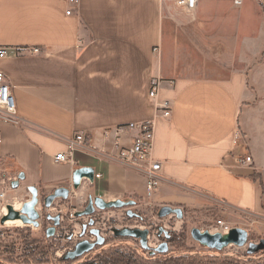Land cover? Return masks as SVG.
Wrapping results in <instances>:
<instances>
[{"label":"crops","instance_id":"obj_1","mask_svg":"<svg viewBox=\"0 0 264 264\" xmlns=\"http://www.w3.org/2000/svg\"><path fill=\"white\" fill-rule=\"evenodd\" d=\"M235 1L196 0L187 13L175 0H0V72L20 120H0V165L16 179L24 175L20 190L48 193L70 188L75 170L91 168L100 177L76 192L144 202L151 193L134 169L84 149L71 163L53 158L77 133H92L94 146L110 151L102 130L152 121V157L161 165L155 192L184 196L163 206L209 203L223 216L263 215L264 124L246 103L237 52L264 0ZM162 101L170 103L167 119L157 117ZM246 157L251 163L241 165Z\"/></svg>","mask_w":264,"mask_h":264},{"label":"rangeland","instance_id":"obj_2","mask_svg":"<svg viewBox=\"0 0 264 264\" xmlns=\"http://www.w3.org/2000/svg\"><path fill=\"white\" fill-rule=\"evenodd\" d=\"M255 10L258 12H253L251 18L250 40L237 52V56L242 58L244 63L237 67L247 73L249 97L246 103L255 107L252 109V116L264 124V1H258ZM3 176L7 178L13 175L9 173L7 168L0 165V182ZM41 193H44L45 196L50 194L40 189L39 194ZM12 195L14 202H16L15 205H21L29 197L25 189L14 191ZM90 196L89 189L85 187V189L77 192L76 198L70 204L67 203L68 201L56 200L51 208L46 210L43 203L40 202L37 206V213L40 218L38 228L23 225L5 230L4 238L0 239V264H101L96 256L104 251H118L130 256L138 254L148 257L150 251L164 241L168 243L169 250L167 253L171 256L182 254L199 255L200 257L217 256L223 264H231L230 260L248 262L257 259L256 255L259 253L247 255V246L243 248L228 246L217 252L208 250L192 240L191 229L196 228L213 234L216 233L214 223L218 220L224 221L231 228L245 230L248 234L247 243H258L264 239V214L258 216L230 213L228 216H223L216 208L217 206L209 203L198 208L172 205L169 207H179L182 210L183 218L181 220L177 219L175 215L158 218L157 213L160 208L164 207L163 202L173 204L184 199V196L180 194L165 190L157 193L154 191L150 195L145 193L144 197L148 200L136 202L134 207L129 208L136 215L132 219L126 216L124 209H112L96 211L90 217H75L70 220L69 213L83 211ZM59 212L63 216V221L61 220L55 237L43 244L39 249L41 253H39L32 247V244L38 241L41 236L45 237V228L52 225L46 220V216L48 214L55 216ZM91 220L94 222L92 228L100 232L105 240L104 244L74 261L63 260V256L72 250L77 242L82 240L95 241V238L89 233L91 228L88 224ZM83 225H86L87 229L86 234L81 237ZM123 228L148 230V250L141 249L137 240L115 237L113 232ZM159 228H163L170 234L169 240L166 241L163 236L158 235ZM46 248L49 250L47 251Z\"/></svg>","mask_w":264,"mask_h":264},{"label":"built area","instance_id":"obj_3","mask_svg":"<svg viewBox=\"0 0 264 264\" xmlns=\"http://www.w3.org/2000/svg\"><path fill=\"white\" fill-rule=\"evenodd\" d=\"M70 4L77 5L78 0H69ZM240 4V0L235 1ZM176 6L184 12H192L196 6V0H175ZM70 14V11H67ZM33 54H38L37 49L32 50ZM6 57V50L0 48V59ZM156 96V83L149 93L151 99ZM157 117L169 118L171 115V107L168 101H162L156 104ZM0 120L10 122L13 125H19L20 120L15 112L14 99L11 93V86L5 74L0 72ZM134 134L130 138L128 147H121V140L125 137L126 133ZM99 138L102 145L110 144L112 149L110 151L104 148H97L93 144L92 133H77L70 140L67 141L66 149L54 156V162L58 164H66L73 162V153L79 149H84L87 152L96 153L105 156L114 162L120 164L125 168L134 169L140 172L144 178V187L148 193L156 191L161 183L160 170L161 165L153 159L152 150L154 146V123L152 121L141 122L136 124H129L127 127H116L111 129L102 130L99 133ZM102 146V147H103ZM241 165L250 164L251 158L246 157L239 162ZM98 174L94 175V179L99 178ZM16 177H4L0 182V239L5 236V230L14 226H8L6 222L1 223V219L7 215V206L11 205L14 208V203L9 200V193L13 191L11 182L15 181ZM88 184L87 179H83L81 187ZM3 185V186H2ZM77 196L76 190L69 188V198L67 203H71ZM86 205V203H85ZM75 211L69 213L70 220L75 218ZM61 220L63 216L61 212ZM216 233L227 234L232 228L222 220L214 223Z\"/></svg>","mask_w":264,"mask_h":264},{"label":"water","instance_id":"obj_4","mask_svg":"<svg viewBox=\"0 0 264 264\" xmlns=\"http://www.w3.org/2000/svg\"><path fill=\"white\" fill-rule=\"evenodd\" d=\"M83 179H87L89 183H93L94 171L91 168H79L74 171L71 180V186L74 190H78L81 186ZM24 181V175L22 173L18 174L17 179L11 182V188L17 190L20 184ZM29 194V198L21 204L19 211L13 209L11 205L7 206V215L1 219L3 224L6 221L20 220L25 226H33L38 228L39 224V214L37 213V206L39 205L38 189L34 186H29L26 188ZM69 198V188L59 187L54 189L50 194L45 196L43 200L44 209L48 210L51 208L56 200L66 201ZM134 201H124L116 200L112 202H106L99 197H88L87 204L83 211L76 212L75 217H90L96 211L105 210H121L124 209L128 218H134L136 215L130 211L129 208L134 207ZM170 215H175L177 219L181 220L183 218V213L180 208H171L169 206H164L159 209L157 216L158 218H165ZM46 220L51 222L52 225L46 229L45 236L47 239L53 238L55 235L56 228L60 226L61 215L57 214L55 216L47 215ZM94 222L91 220L88 226L91 228L89 233L95 238V241L82 240L75 244L74 248L68 251L64 256L63 260L74 261L81 258L85 254L90 253L96 247L102 246L105 242L104 238L100 235L97 229L92 228ZM87 226H82L81 237L86 234ZM114 236L117 238H130L137 240L141 249L148 250V230H140L138 228H123L121 230H115L113 232ZM158 235L163 236L166 241L170 239V234L163 228L158 229ZM190 236L193 241L197 242L199 245L207 248L208 250H213L220 252L228 246H236L238 248H243L247 246V255H255L259 252L264 251V239L258 241V243H247L248 234L245 230L239 228H232L227 234L221 233H209L208 231H200L199 229L193 228L190 231ZM168 243L162 242L153 250L150 254H166L168 252Z\"/></svg>","mask_w":264,"mask_h":264},{"label":"trees","instance_id":"obj_5","mask_svg":"<svg viewBox=\"0 0 264 264\" xmlns=\"http://www.w3.org/2000/svg\"><path fill=\"white\" fill-rule=\"evenodd\" d=\"M48 241L49 239H47L46 236H41L38 241L32 244V247L35 250H38L39 253H41L39 249L42 247L43 244L47 243ZM256 257L257 259H255L254 261L252 260L248 262H239L230 260L229 262L231 264H264V251L259 252ZM96 259L100 261L101 264H223V262L220 261L219 257L217 256L200 257L199 255L188 256L186 254L171 256L169 253L153 255L149 254L148 257H143L138 254H133V256H130L127 254L120 253L118 251H104L98 254V256H96Z\"/></svg>","mask_w":264,"mask_h":264},{"label":"bare ground","instance_id":"obj_6","mask_svg":"<svg viewBox=\"0 0 264 264\" xmlns=\"http://www.w3.org/2000/svg\"><path fill=\"white\" fill-rule=\"evenodd\" d=\"M12 202L14 203V208H15V210L16 211H19L20 210V208H21V205L20 204H17V205H15L16 204V202H14V200H12ZM8 226H15V227H22L23 226V224H22V222L20 221V220H13V221H7V223H6ZM25 226V225H24Z\"/></svg>","mask_w":264,"mask_h":264},{"label":"flooded vegetation","instance_id":"obj_7","mask_svg":"<svg viewBox=\"0 0 264 264\" xmlns=\"http://www.w3.org/2000/svg\"><path fill=\"white\" fill-rule=\"evenodd\" d=\"M26 192H27V191H26ZM27 193H28V192H27ZM39 195H40V196H39ZM41 196H43V197H41ZM38 198H39V203H40V202L43 203V200H44V198H45V195H44V193L39 194V189H38ZM26 200H27V199H26ZM26 200H25V201H26ZM86 204H87V203H86ZM125 213H126V212H125ZM126 216H127V215H126ZM129 219H132V218H129ZM49 227H50V226H49ZM58 227H59V226H58ZM58 227H57V228H58ZM47 228H48V227L45 228V233H46V229H47ZM57 228H56V230H57ZM134 229H135V228H134ZM55 235H56V231H55ZM55 235H54V237H55ZM54 237H53V238H54ZM53 238H52V239H53ZM50 239H51V238H50Z\"/></svg>","mask_w":264,"mask_h":264}]
</instances>
